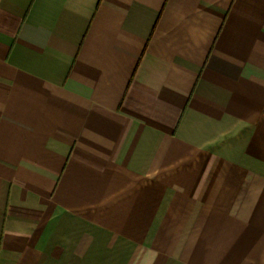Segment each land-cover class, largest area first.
<instances>
[{
    "label": "crops",
    "instance_id": "0c3cea01",
    "mask_svg": "<svg viewBox=\"0 0 264 264\" xmlns=\"http://www.w3.org/2000/svg\"><path fill=\"white\" fill-rule=\"evenodd\" d=\"M0 264H264V0H0Z\"/></svg>",
    "mask_w": 264,
    "mask_h": 264
}]
</instances>
